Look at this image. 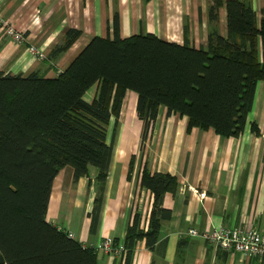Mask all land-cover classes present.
<instances>
[{
  "label": "trees",
  "instance_id": "16d2710c",
  "mask_svg": "<svg viewBox=\"0 0 264 264\" xmlns=\"http://www.w3.org/2000/svg\"><path fill=\"white\" fill-rule=\"evenodd\" d=\"M221 6L227 10L226 36L218 25ZM208 16L206 46L191 43L188 23L182 43L153 32L123 37L116 11L109 34L93 36L57 75L0 70V264H99L94 247L51 223L47 214L54 180L63 167L74 168L75 181L90 176L95 167L96 227L128 89L137 93V112L145 122L139 177L141 187L152 191L153 205L146 226L140 210L133 209L123 264H132L139 241L154 248L162 222L172 217L171 209L163 206L164 195L179 187L176 175L151 171L143 159L160 107L187 116L189 130L197 126L240 136L257 84L264 80V15L259 21L245 0H213ZM81 34L79 28H68L49 56L57 58ZM94 86L89 100L87 92ZM252 130L259 133L257 123ZM136 161L134 154L129 178Z\"/></svg>",
  "mask_w": 264,
  "mask_h": 264
},
{
  "label": "crops",
  "instance_id": "0c3cea01",
  "mask_svg": "<svg viewBox=\"0 0 264 264\" xmlns=\"http://www.w3.org/2000/svg\"><path fill=\"white\" fill-rule=\"evenodd\" d=\"M0 0V13L28 39L19 43L8 36L0 23V70L27 74L38 70L46 77L65 69L79 51L95 35L106 36L120 13L121 35L153 32L182 43L183 14H188L190 41L206 46L211 24L208 0ZM264 15V0H245ZM219 30L227 35V10L219 11ZM82 30L80 37L57 58L49 56L64 41L66 30ZM195 28V30H194ZM193 32V34H192ZM193 35V36H191ZM195 37V38H193ZM35 45L45 58L30 51ZM262 49V48H261ZM96 86L87 92L91 100ZM138 95L128 89L123 100L119 124L114 136V151L109 175L102 193V204L96 227L93 210L98 195L95 184L97 170L90 176L74 179V168L66 165L57 174L51 192L48 220L71 231L84 246L94 247L99 264H123V253L97 249L105 238L114 246L124 242L131 213L136 207L146 226L153 205V193L140 185L141 145L145 122L137 112ZM258 124L259 133L252 130ZM115 118L108 125V141L112 139ZM136 167L129 178L131 158ZM151 171L170 172L177 176L178 190L167 192L163 206L172 217L162 222L161 234L154 248L144 240L138 242L132 264H264V258L246 256L211 244L191 228L203 232L220 226L256 227L264 232V80L258 82L255 99L245 131L240 136H225L215 129H188V117L169 113L161 106L153 132L145 142L143 155Z\"/></svg>",
  "mask_w": 264,
  "mask_h": 264
},
{
  "label": "built area",
  "instance_id": "2783aa9c",
  "mask_svg": "<svg viewBox=\"0 0 264 264\" xmlns=\"http://www.w3.org/2000/svg\"><path fill=\"white\" fill-rule=\"evenodd\" d=\"M0 23L5 33L14 41L23 43L28 39V35L24 30L17 28L12 22L6 20L0 13ZM30 51L39 58H45L46 54L43 50L35 45L30 46ZM71 237L73 232L68 231ZM189 233L192 235H200L206 238L211 244L227 250H237L242 254L256 255L264 258V232L256 227H226L220 226L213 230L198 231L196 228H191ZM97 249H104L109 253H122L125 249L124 244L114 246L110 238H105L98 243Z\"/></svg>",
  "mask_w": 264,
  "mask_h": 264
},
{
  "label": "rangeland",
  "instance_id": "374dc122",
  "mask_svg": "<svg viewBox=\"0 0 264 264\" xmlns=\"http://www.w3.org/2000/svg\"><path fill=\"white\" fill-rule=\"evenodd\" d=\"M213 0H208V4H210L211 2H212ZM171 2H172V0H171ZM174 4L175 5H184V6H182V7H180L179 9H185V7L187 6V3H186V1L185 0H174ZM182 9V10H183ZM186 11H184L183 13H180L181 15L183 14V19H182V27H180L179 28V30L181 31V30H183V28H184V25L186 24V23H188V24H190V22H189V20H188V17H186V15L188 16V14H186L185 13ZM194 30H195V28H194ZM184 32V31H183ZM192 34H193V32H192ZM191 36H193V35H191ZM193 38H195V37H193Z\"/></svg>",
  "mask_w": 264,
  "mask_h": 264
}]
</instances>
